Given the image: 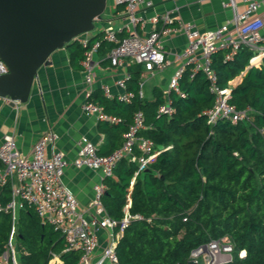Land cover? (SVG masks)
I'll list each match as a JSON object with an SVG mask.
<instances>
[{
	"label": "trees",
	"instance_id": "trees-1",
	"mask_svg": "<svg viewBox=\"0 0 264 264\" xmlns=\"http://www.w3.org/2000/svg\"><path fill=\"white\" fill-rule=\"evenodd\" d=\"M99 39V52H109L111 44ZM67 46L72 59H83L79 44ZM226 53L213 54L211 67L218 86L230 88L229 105L249 110L247 119L237 124L224 118L207 123L205 111L214 96L204 74H192L190 67L178 80L179 93L169 94L168 116L158 113L164 104L161 92L153 100L138 96L141 67L135 64L127 67V90L134 93L129 104L104 97L91 100L119 119L103 124L112 139L109 153L120 148L121 134L138 111L145 126L139 136L159 150L146 168L150 173L135 175L137 165L124 158L103 181L102 203L111 219L123 218L128 199V214L140 217L129 221L115 246L118 264H190L192 250L221 238L233 248L228 264H264V58L256 67L250 66L253 54L245 48L232 60L225 59ZM240 74L239 83L230 86ZM9 199L7 187L0 192V205ZM10 227V214L0 212V257ZM14 245L17 264H49L54 257L59 260L55 264H77L80 258L77 251H63L62 236L27 204L19 212ZM240 251H245L243 258Z\"/></svg>",
	"mask_w": 264,
	"mask_h": 264
},
{
	"label": "built area",
	"instance_id": "built-area-1",
	"mask_svg": "<svg viewBox=\"0 0 264 264\" xmlns=\"http://www.w3.org/2000/svg\"><path fill=\"white\" fill-rule=\"evenodd\" d=\"M115 3L124 6L125 15L131 24L137 22L135 10L138 6L142 3L146 7L151 6V2L145 0H115ZM224 6L233 10L232 20L216 30L201 33L191 23H179L178 26V31L182 32L186 38V45L180 55L184 66H189L192 74L203 73L208 82L209 92L214 96L213 106L205 111L209 124L214 123L218 118L237 124L247 119L249 114L248 109L236 110L229 105L230 88L218 86L216 73L211 67V56L218 51H226L225 59L232 60L238 51L245 48L253 54L250 66L256 67L264 58V15H258L260 8L264 6V0H249L241 13L235 11L231 1ZM171 24L172 19L166 15L163 17L161 30L151 31L145 37H140L133 30L122 39L117 37L114 30L106 28L104 41L112 46L108 52L110 65L121 67L126 60H130L134 64L143 66L147 72L166 66L160 38L170 33L167 26ZM83 36L85 35L75 39L86 49L82 66L84 80L90 84L94 78L92 58L99 47V42H95L91 48H88L87 40L81 38ZM184 69V67L179 68L170 78L167 89L164 91L165 102L158 109L159 114L168 116L172 113L169 94L170 92L179 93L178 80ZM7 72L6 66L0 60V76ZM129 79V73L125 72L122 78L117 80L116 85L124 90ZM229 85L234 86L232 82H229ZM141 94L140 90L138 96L142 97ZM133 98L132 93H124L119 100L129 103ZM81 110L101 122L110 124L119 122V119L107 115L102 107L88 101L81 106ZM144 127L143 114L138 111L134 114L132 123L123 136L120 148L104 156L97 153L93 143L82 138L79 142L77 157L72 165L75 168L100 171L103 177L109 178L113 175L117 162L125 158L137 165L135 175L141 173L154 162L159 152L154 149V144L150 140L139 136V132ZM54 140L55 135L52 132L43 134L33 145L29 157L17 151L14 140L10 136L4 137L0 144V192L8 187L10 196L5 206L0 205V212L9 213L12 220L6 250L0 259L9 257L13 264H17L14 252L16 219L18 211L24 209L27 204L42 223L51 226L62 236L64 252L80 253L77 264H118L115 246L129 221L140 219V217H132L128 214L130 205L128 199L123 210V218L119 221L111 219L106 214L102 203L105 190L102 184L93 186V199L86 212L81 211L75 196L63 183V175L68 166L63 154L55 149H52L49 156L45 154L46 146ZM135 150L138 154H135ZM100 231L106 232V246L100 254H97ZM232 253V246L221 238L192 250L189 259L193 263L200 264H228L232 261ZM244 256L245 251L238 253L239 258ZM53 259L58 260L57 257Z\"/></svg>",
	"mask_w": 264,
	"mask_h": 264
},
{
	"label": "crops",
	"instance_id": "crops-1",
	"mask_svg": "<svg viewBox=\"0 0 264 264\" xmlns=\"http://www.w3.org/2000/svg\"><path fill=\"white\" fill-rule=\"evenodd\" d=\"M145 1L151 2V6L146 7L143 3L138 6L135 10L137 22L131 24L125 15L124 6L116 4L115 0H107L101 20L95 22L92 32L81 38L86 39L88 48H91L95 42H99L100 45L99 38L104 40L106 28L114 30L119 39L128 36L133 30L140 37H145L151 31L161 30L163 17L169 16L172 19V24L167 26L170 33L160 38L167 65L153 72H147L143 66L139 65L141 68L138 76V92L141 90L142 97L153 100L156 93L161 92L165 102L164 91L167 89L170 78L179 68L189 67L184 66L180 58L186 45V38L182 32L178 31L179 23H191L201 33L213 31L232 20L233 10L225 7L224 4L233 2L235 11L241 13L249 0ZM258 15H264V6L260 8ZM96 36L99 38L92 41ZM74 42L80 45L77 39ZM85 52L86 49L83 52V59ZM83 59L78 62L72 59L71 49L66 45L50 55L48 65L38 69L25 103H12L8 99L0 98V144L4 137L10 136L14 140L17 151L29 157L35 142L43 134L52 132L55 140L46 146L45 154L49 156L52 149L63 154L68 163L63 175V183L75 196L78 208L86 212L94 196L93 186L95 184L104 186L103 181L106 178L100 171L75 168L72 165L77 157L79 142L82 138H86L94 144L97 153L108 155L112 139L108 137L109 134L103 126L104 122L82 112L81 106L88 100L92 103L91 100L95 98L104 97L120 101L119 97L124 93L134 95L127 90V82L124 90L116 85L117 80L122 78L125 72L128 73L127 67L134 63L126 60L121 67H112L108 59V51L100 50L99 52L98 47L92 58L94 78L90 84H87L84 80ZM242 74L231 81L233 85L239 83ZM123 136L122 133L121 142H123ZM134 152L138 154V151ZM98 238L97 254H100L106 246V232L100 231ZM58 262L52 259L49 264Z\"/></svg>",
	"mask_w": 264,
	"mask_h": 264
},
{
	"label": "water",
	"instance_id": "water-1",
	"mask_svg": "<svg viewBox=\"0 0 264 264\" xmlns=\"http://www.w3.org/2000/svg\"><path fill=\"white\" fill-rule=\"evenodd\" d=\"M106 2L0 0V60L8 71L0 76V98L25 103L38 69L49 64L54 51L92 32Z\"/></svg>",
	"mask_w": 264,
	"mask_h": 264
},
{
	"label": "rangeland",
	"instance_id": "rangeland-1",
	"mask_svg": "<svg viewBox=\"0 0 264 264\" xmlns=\"http://www.w3.org/2000/svg\"><path fill=\"white\" fill-rule=\"evenodd\" d=\"M14 252H15V262H17V255H16V249H14ZM11 258H9V257H6L4 260L5 261H7L6 263H5V261L4 260H1L0 259V262L2 263V264H9V262H11L12 263V260H10ZM200 262H201V260H200ZM13 264V263H12Z\"/></svg>",
	"mask_w": 264,
	"mask_h": 264
}]
</instances>
